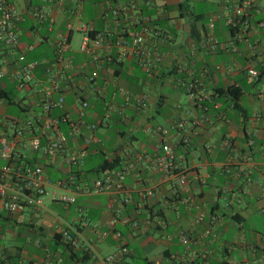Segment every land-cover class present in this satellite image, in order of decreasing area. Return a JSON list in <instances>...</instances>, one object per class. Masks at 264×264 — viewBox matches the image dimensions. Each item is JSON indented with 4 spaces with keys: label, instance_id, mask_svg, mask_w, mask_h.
<instances>
[{
    "label": "crops",
    "instance_id": "crops-1",
    "mask_svg": "<svg viewBox=\"0 0 264 264\" xmlns=\"http://www.w3.org/2000/svg\"><path fill=\"white\" fill-rule=\"evenodd\" d=\"M6 2L17 44L0 41V132L8 137L6 125L22 114L35 120L39 148L20 139L16 151L50 183L38 205L0 208V229L20 223L32 237L29 247L2 249L0 264H106L119 243L113 231L128 264H264V0ZM85 28L88 53L79 50ZM96 33L101 44L92 46ZM19 55L35 62L21 89ZM45 102L57 103L44 112ZM46 119L66 138L54 154L45 151L55 133L41 131ZM71 121L78 128L69 133ZM162 144L172 154L163 169L153 161ZM74 151L82 156L68 164ZM102 162L112 167L98 170ZM103 176L109 187L92 191ZM60 194L75 200L52 199ZM67 225L75 246L62 239Z\"/></svg>",
    "mask_w": 264,
    "mask_h": 264
},
{
    "label": "built area",
    "instance_id": "built-area-1",
    "mask_svg": "<svg viewBox=\"0 0 264 264\" xmlns=\"http://www.w3.org/2000/svg\"><path fill=\"white\" fill-rule=\"evenodd\" d=\"M248 5V1L241 3L240 5H235L233 7V16L227 19L230 25H233L237 21V17L241 14L242 9ZM15 11L11 4L7 3L6 0H0V41H2L6 47L14 49L17 44V37L13 31V22L15 19ZM264 22H259V26H263ZM86 28L84 31V36L79 44V50L86 53L89 52V47L87 46V41L89 36L86 33ZM91 39L92 46H98L101 44V34L96 33ZM142 42V38L139 35H135L131 38V44L137 47L138 44ZM65 43L64 40H59L56 43L55 54L60 55ZM19 61L18 69L14 74L16 80V87L18 89L26 86L32 79V68L35 66V62H25L23 61V56L19 55L17 57ZM253 73V72H252ZM95 75V72H92ZM61 99H58L60 102ZM57 103V102H56ZM55 102H45L42 104V109L47 112ZM80 106H85V102H81ZM35 120L29 118V116L21 115L16 120L10 121L6 127L9 130V136L7 137L5 132H0V158L5 160L4 165L0 166V208L6 214H13L20 208L24 206H34L39 204L40 197L46 193V186L50 183L49 179L43 174V169L38 164H33L26 162L23 156L16 151V145L20 139H26L31 150H37L39 148V140L35 134ZM56 119H46L40 126L41 131L53 129L54 135L48 138L45 151L48 154H54L62 151L66 145L65 136L61 135L57 129ZM69 133L75 131L78 128L77 122H69ZM93 128L94 125L87 126ZM162 151L165 155H157L153 158L156 166L163 169V160L167 158L168 165L172 166V154L166 144L161 145ZM82 156L81 151H74L66 160L68 164H75L77 160ZM166 166V165H165ZM121 174L118 176L120 178ZM182 182V180H180ZM67 183H74L71 180L61 181L57 180L55 184L59 186H65ZM111 181L109 176H103L97 178L93 181L91 190L94 192H100L109 187ZM77 190L80 189L75 185ZM118 187L119 184L117 183ZM54 201L60 204H70L75 200L74 195H64L60 194L57 196H52ZM122 201H127L123 199ZM119 219L121 223H128L129 219L122 217H113L110 223H114ZM74 235H78L75 229L67 225L61 231L62 239L65 243L75 246L76 240ZM104 233L100 232L99 235L102 236ZM112 236L119 241L115 253L106 254L102 257L103 262L106 264H128L125 261V256L127 255V248L125 244L120 240V233L117 231L112 232ZM89 246V241L85 245ZM43 264H51L49 261H45Z\"/></svg>",
    "mask_w": 264,
    "mask_h": 264
},
{
    "label": "rangeland",
    "instance_id": "rangeland-1",
    "mask_svg": "<svg viewBox=\"0 0 264 264\" xmlns=\"http://www.w3.org/2000/svg\"><path fill=\"white\" fill-rule=\"evenodd\" d=\"M95 164V162H91L89 165H93ZM23 222H26V220H23ZM3 226L0 229V254L2 253V249H13L15 245H28V247L30 246V242L32 240V237L30 236V234L23 236V228L24 226L21 225L20 223L11 225L8 222L5 223H1ZM17 232L19 235H17L16 237H14L13 233Z\"/></svg>",
    "mask_w": 264,
    "mask_h": 264
},
{
    "label": "trees",
    "instance_id": "trees-1",
    "mask_svg": "<svg viewBox=\"0 0 264 264\" xmlns=\"http://www.w3.org/2000/svg\"><path fill=\"white\" fill-rule=\"evenodd\" d=\"M238 93H239V90L236 89V88H230L229 89V94L231 95V98L232 99H236L237 96H238ZM112 167V164L108 163V162H102L100 165H99V168L98 170H104V169H109Z\"/></svg>",
    "mask_w": 264,
    "mask_h": 264
}]
</instances>
